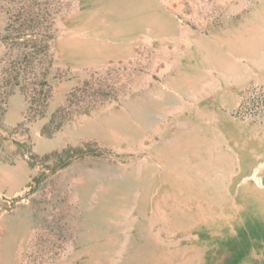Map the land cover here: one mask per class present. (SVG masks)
Returning <instances> with one entry per match:
<instances>
[{"label":"rangeland","instance_id":"obj_1","mask_svg":"<svg viewBox=\"0 0 264 264\" xmlns=\"http://www.w3.org/2000/svg\"><path fill=\"white\" fill-rule=\"evenodd\" d=\"M263 136L264 0H0V264H264Z\"/></svg>","mask_w":264,"mask_h":264},{"label":"crops","instance_id":"obj_2","mask_svg":"<svg viewBox=\"0 0 264 264\" xmlns=\"http://www.w3.org/2000/svg\"><path fill=\"white\" fill-rule=\"evenodd\" d=\"M256 158L258 159V161H257V165L255 167L256 169H254V170L257 172L258 175L261 176L259 178L260 182H258V183H260L262 185V188L258 187V189H264V136H263V140H262V145L259 148V152H258ZM241 173H245V171L241 170Z\"/></svg>","mask_w":264,"mask_h":264}]
</instances>
